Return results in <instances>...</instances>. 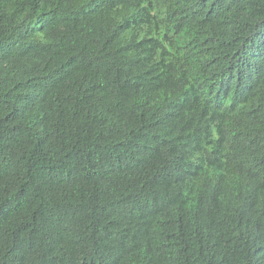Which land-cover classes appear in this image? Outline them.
I'll list each match as a JSON object with an SVG mask.
<instances>
[{
    "label": "trees",
    "instance_id": "obj_1",
    "mask_svg": "<svg viewBox=\"0 0 264 264\" xmlns=\"http://www.w3.org/2000/svg\"><path fill=\"white\" fill-rule=\"evenodd\" d=\"M0 264H264V0H0Z\"/></svg>",
    "mask_w": 264,
    "mask_h": 264
}]
</instances>
